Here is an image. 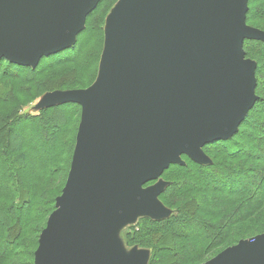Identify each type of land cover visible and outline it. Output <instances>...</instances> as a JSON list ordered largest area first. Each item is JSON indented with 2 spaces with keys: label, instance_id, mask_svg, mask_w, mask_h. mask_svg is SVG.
Masks as SVG:
<instances>
[{
  "label": "water",
  "instance_id": "water-1",
  "mask_svg": "<svg viewBox=\"0 0 264 264\" xmlns=\"http://www.w3.org/2000/svg\"><path fill=\"white\" fill-rule=\"evenodd\" d=\"M101 0H0V60L34 69L71 48ZM249 0H119L105 25L96 82L54 91L43 106L80 105L71 166L40 232L33 264H148L124 257L115 230L142 216L161 220L169 165L238 132L257 101L254 61L244 41ZM155 182L153 186L144 187ZM203 264H264V234Z\"/></svg>",
  "mask_w": 264,
  "mask_h": 264
},
{
  "label": "rangeland",
  "instance_id": "rangeland-1",
  "mask_svg": "<svg viewBox=\"0 0 264 264\" xmlns=\"http://www.w3.org/2000/svg\"><path fill=\"white\" fill-rule=\"evenodd\" d=\"M118 2L101 0L87 17L76 43L59 54L42 58L34 69L25 67L16 70L6 60H2L4 63L0 61V95L4 98L0 101L1 114L11 115L12 118H35L45 112V117L54 118L55 129L52 132L55 145L50 150L57 157L54 169L44 175L38 163L34 162V165L31 162L29 165L27 159L19 158L22 154L31 158L29 151L22 149L10 155L4 144L2 146L6 151L5 164L12 163L11 170L16 169L17 179L27 189V194L19 199L20 203L16 201V206L14 204L16 209H13L12 216L15 221L21 219L20 226L25 224V219L34 218L27 220L26 233L17 242V248L11 251L12 264H33L40 232L55 210V200L66 184L81 122L80 105L64 102L46 107L42 105L44 97L54 91L86 90L96 82L105 47L106 21ZM247 7L246 25L264 32V0H249ZM263 44L255 39L244 41L245 57L256 64L254 93L258 108H254L247 117V127L240 128L233 139L205 146L202 151L210 159L208 164L194 163L181 155V165H169L159 179L165 187L158 196L168 214L154 221L139 216L117 227L113 234L124 257L135 250L147 253L148 264H203L241 240L264 234V208L255 207L247 197L237 193L254 188L255 178H247V169L264 167V163L242 155L246 150L238 144L239 133H250V126L258 119V113L264 110ZM52 110L54 112L50 114ZM10 120L13 122L14 119ZM25 122L34 128L38 123L31 119ZM2 152L0 148V154ZM239 168L242 170L237 177L234 171ZM217 191L222 197L219 200L215 197ZM22 200L28 204L21 203ZM229 200L236 204L227 202ZM10 204V199L4 203L8 209H11ZM20 205L21 210H17ZM1 211L8 220V210Z\"/></svg>",
  "mask_w": 264,
  "mask_h": 264
},
{
  "label": "trees",
  "instance_id": "trees-1",
  "mask_svg": "<svg viewBox=\"0 0 264 264\" xmlns=\"http://www.w3.org/2000/svg\"><path fill=\"white\" fill-rule=\"evenodd\" d=\"M7 64H9L10 67L12 66L14 68L16 67L15 68L16 70L18 69L20 70V68H25L22 66L20 67L15 66L11 63H7ZM3 100L4 98H1L0 95V101ZM254 108H256V104L252 107V110H254ZM257 109L258 108H256V110ZM262 109H264V107H262ZM252 110L249 111L247 117L250 116L249 114L252 112ZM262 111L263 112H261V114L258 113L259 111H256L259 114V117L254 122V125L252 127L250 126L251 129L250 133L245 135H244V131H241V133H239L240 135L238 137L239 138L238 144L241 148L246 150V152L242 153V155H246L247 158L252 161L256 160L264 163V110ZM53 112L54 111L52 110L49 113L52 114ZM3 114H1L0 112V148L1 151H3L2 154H0V203L1 204L3 203L0 206V250L2 249V252H0V264H12L10 259L13 252L11 251L13 250V248H17V242L21 240L23 238V235L26 233V229L29 225L27 220H33L34 218L31 216L29 219H25V224L20 226L21 219L15 221L12 216L13 209H16L15 208L16 201H19L20 203V200L23 199L25 194H27V189L22 187V185L19 182V179H17L16 169H14L13 171L11 170V167L13 168L12 163L7 164L6 162L5 164L4 155H6V151L2 148V146L4 144L5 149L10 151V155L11 152H20L22 151V149L29 151L31 158H27V157L25 158L23 154L20 155L19 158L23 157L22 160L27 159L28 161L27 164L29 165L31 164V162L33 164L34 162L38 163L40 166L41 173L44 175H46V173H51V170L54 169L57 157L56 154L53 152V150H50V148L55 145V136L52 132V129H55L53 123L54 118L51 117L49 118L47 116L45 117V115H47V113L45 112L41 113L35 118L33 117L31 118L27 116L21 118L19 117L12 118L10 117L11 115L5 116ZM10 119L12 120L14 119L13 122H11ZM27 119H31L32 121L37 120L38 123L36 128L30 127L29 125L30 123L25 122V120ZM246 120L247 118L238 127L239 131L240 128L247 127ZM15 132H17L16 135ZM238 132L234 135L235 137L238 134ZM234 136L231 137L230 139H233ZM215 143L220 144L222 142H213L210 144H215ZM241 170L242 169L240 168L239 170H235L234 174H236L237 177H240ZM247 173L249 174L248 177L246 176L247 178H253V177L255 178L254 180L256 183L254 185V188L251 191H247L246 190L247 188L242 189L237 193L238 195H243L244 197H247V199L249 200L248 202L253 203L255 207H259L260 209H263L264 208V167L260 169L256 167H254L253 169L252 168L247 169ZM219 193L220 192L217 191V194H215L217 200L222 198L220 197ZM9 199L11 200V204H10L11 209H8L6 205H4V203L6 201H9ZM23 202L24 204L25 203L28 204L26 200L21 201V203ZM227 202H232L233 204H236L234 201H230V200ZM1 209L8 210L9 212L8 220L2 213V211L4 210L1 211ZM17 210H21V205L18 206ZM189 211H193V210L190 209ZM188 215L191 216V213L188 212Z\"/></svg>",
  "mask_w": 264,
  "mask_h": 264
}]
</instances>
